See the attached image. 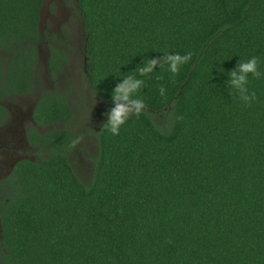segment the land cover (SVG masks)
<instances>
[{
	"label": "trees",
	"instance_id": "obj_1",
	"mask_svg": "<svg viewBox=\"0 0 264 264\" xmlns=\"http://www.w3.org/2000/svg\"><path fill=\"white\" fill-rule=\"evenodd\" d=\"M42 3L0 0V48L29 47L12 50L10 92L27 88ZM76 3L88 84L123 109L89 179L67 128L31 133L46 154L0 180V264H264V0ZM64 63L52 47L49 68ZM68 111L44 94L34 117Z\"/></svg>",
	"mask_w": 264,
	"mask_h": 264
},
{
	"label": "rangeland",
	"instance_id": "obj_2",
	"mask_svg": "<svg viewBox=\"0 0 264 264\" xmlns=\"http://www.w3.org/2000/svg\"><path fill=\"white\" fill-rule=\"evenodd\" d=\"M43 1L44 6L40 17L39 39L36 43V50L38 49V52L36 51L37 57L35 61L40 87L33 94L36 95L38 91L42 92V90H51L56 87L59 78L55 76V80H51L48 70L50 49L57 47L62 51H66L65 63L60 78L73 77V84L70 87L68 86L72 92V117L65 125L75 138V144H73V148L69 152V159L78 174L83 175L84 179H89L92 158L97 152L96 132L101 127L104 119L109 117L111 113L123 109V107H116V110L111 111L88 84L86 74L82 68L84 58L82 56L84 46L82 39L84 37V30L76 0ZM23 49L25 51L26 48ZM71 73L73 76H69ZM66 84L69 85L70 82ZM66 84H62V89L67 87ZM6 98L12 104V109L23 113L25 105L33 104V100L36 97L8 96ZM16 106H19V109H15L14 107ZM24 122L21 121L20 123ZM14 125L20 130L18 124L14 123L12 119L7 123V127ZM62 126L63 124H56L54 128ZM48 129L46 127L42 130ZM0 143L4 144L0 148V158L7 160L22 156L35 160L37 156L39 158V155L46 154V149L43 150L40 147L29 148L22 142L21 138L17 141V138L11 139L10 136L6 137L2 135ZM2 166L4 167V165H0V172L2 171Z\"/></svg>",
	"mask_w": 264,
	"mask_h": 264
},
{
	"label": "flooded vegetation",
	"instance_id": "obj_3",
	"mask_svg": "<svg viewBox=\"0 0 264 264\" xmlns=\"http://www.w3.org/2000/svg\"><path fill=\"white\" fill-rule=\"evenodd\" d=\"M43 6H44V1L41 5L40 12H39V22H38V31H40V17L43 11ZM39 39V37H38ZM36 43H33L36 50ZM60 44V43H59ZM58 45V44H56ZM28 45L26 42H23V45H12L10 50H2L0 48V106H3V109L1 110L2 112L0 113V137L2 135L10 138H17V141L22 140L25 145H27L29 148H35V147H40L41 149H46L42 144H31L29 141V137L33 131L37 132V135L39 137L45 135L48 131L52 130L54 128V125L56 124H63L62 127L59 128H66L65 125L66 123L71 119L72 117V108H73V101H72V92L70 87L73 84V77H66V78H60L62 75V69L63 66H61L58 69L51 70L50 68L48 69L50 72L51 80H55V76H58L59 81L56 83V87L52 88L51 90H42V92L38 91L36 95L33 93L40 87L39 85V80H38V70L36 68V60H34L33 64L28 67V70H26V81H27V88H25L21 92H10L9 89H5L6 86V76L9 73L10 66L9 63L11 62L12 55H14V52L12 50L18 51L20 48H27ZM38 48V45H37ZM49 51V49H48ZM38 52V51H37ZM37 52H36V57H37ZM64 54L66 51H63ZM52 72L54 75H52ZM69 76H73L71 73ZM70 82L69 85L66 83ZM62 84H66L67 87L62 89ZM43 89V88H42ZM44 94H60L63 95L65 98V102L67 103V106L69 108V117L65 122H62L60 120L54 121L52 124H38L35 120L34 117V110L35 106L38 103L39 99L41 98L42 95ZM14 97V96H28V97H36L33 101V104H29L28 106L25 105V111L23 113L18 112L17 110L12 109L11 103L7 100L6 97ZM19 106L14 107L15 109H19ZM12 119V121L20 127V130H18L14 126L7 127L8 121ZM21 121H25L24 123H20ZM48 127V130H42L43 128ZM58 129V128H56ZM68 129V128H67ZM69 130V129H68ZM70 131V130H69ZM71 135L73 136L72 132L70 131ZM74 137V136H73ZM75 144V143H74ZM4 144L0 143V148H2ZM1 156V154H0ZM22 159H28L27 156H22V157H16L12 158L10 160L0 158V165L3 164L4 167L2 166V171L0 172V180L9 175L11 170L13 169L14 165L22 160ZM38 159V156H37ZM35 159V160H37Z\"/></svg>",
	"mask_w": 264,
	"mask_h": 264
},
{
	"label": "clouds",
	"instance_id": "obj_4",
	"mask_svg": "<svg viewBox=\"0 0 264 264\" xmlns=\"http://www.w3.org/2000/svg\"><path fill=\"white\" fill-rule=\"evenodd\" d=\"M255 66H256V59L255 58H253L252 61L248 64H242V67L245 69V71L251 70L254 72V74H255ZM231 75L235 76V71H232ZM240 80H244V77L241 76Z\"/></svg>",
	"mask_w": 264,
	"mask_h": 264
}]
</instances>
